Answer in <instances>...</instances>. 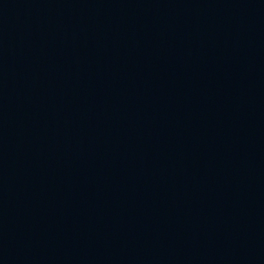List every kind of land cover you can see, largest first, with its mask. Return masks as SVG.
<instances>
[{
	"label": "water",
	"instance_id": "1",
	"mask_svg": "<svg viewBox=\"0 0 264 264\" xmlns=\"http://www.w3.org/2000/svg\"><path fill=\"white\" fill-rule=\"evenodd\" d=\"M0 264H264V0H0Z\"/></svg>",
	"mask_w": 264,
	"mask_h": 264
}]
</instances>
